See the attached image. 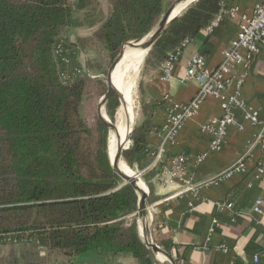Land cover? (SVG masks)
<instances>
[{"label": "trees", "instance_id": "1", "mask_svg": "<svg viewBox=\"0 0 264 264\" xmlns=\"http://www.w3.org/2000/svg\"><path fill=\"white\" fill-rule=\"evenodd\" d=\"M166 1L111 0L100 21L96 0H0V235L29 234L78 262L151 255L136 223L124 225L138 210V193L110 164L102 111L93 159L86 154L91 131L80 107L89 78L64 83L53 46L62 32L100 22L94 35L112 60L124 43L152 29ZM219 10L220 0H197L157 39L148 63L160 65ZM118 105L111 90L105 104L111 120ZM148 131L147 121L135 125L124 152V162L138 170L154 149L147 147Z\"/></svg>", "mask_w": 264, "mask_h": 264}, {"label": "crops", "instance_id": "2", "mask_svg": "<svg viewBox=\"0 0 264 264\" xmlns=\"http://www.w3.org/2000/svg\"><path fill=\"white\" fill-rule=\"evenodd\" d=\"M256 2L229 0L228 4L250 13ZM210 26L188 39L168 80L161 79L160 65H147L141 73V103L135 125L148 122L146 142L149 149L160 143L159 131L165 123L168 105L187 103L196 94V84L185 79L189 58L197 53L203 56L207 67H216L223 59L225 47L237 33L236 21L227 16ZM241 96L255 108L261 105L264 98L263 51L257 55L242 85ZM221 112L220 101L207 97L196 113L183 123L174 143L165 145L163 164L169 165L177 156L186 157L185 179L189 184L165 183L159 177L160 165L149 168V156L141 161L140 171L146 177L150 192L144 184L149 196L146 212L137 225L139 238L142 242L154 243L176 264H248L254 256L258 257V264H264V176L248 185L257 160L264 154V147L252 142L257 129L245 121L240 109H235V123L228 127L220 151L208 155L201 163L194 159L207 149L210 138L202 125ZM243 156L245 172L234 173L217 184L199 186ZM257 198H262L260 213L252 210ZM223 201L231 202L232 207L220 209L218 204ZM150 251L151 255L142 261L128 256L134 264H167L162 252ZM86 262L93 261L81 263Z\"/></svg>", "mask_w": 264, "mask_h": 264}, {"label": "built area", "instance_id": "3", "mask_svg": "<svg viewBox=\"0 0 264 264\" xmlns=\"http://www.w3.org/2000/svg\"><path fill=\"white\" fill-rule=\"evenodd\" d=\"M229 0H220V10L212 21L211 26L217 25L222 17L227 16L237 23V33L223 51V59L214 68L206 66L204 58L200 54H193L185 70V79L194 82L197 91L192 100L187 103H170L166 112L165 123L160 128V143L150 153L149 168L161 164L159 170L160 179L169 183L178 181L180 183H190L185 179L186 157L177 156L173 158L169 165H164L163 155L166 143H174L175 138L183 123L191 118L198 110L201 103L207 97H213L220 101L221 114L217 117L209 118L202 129L209 134L207 149L195 156V162L201 163L212 153L220 151L226 139L228 127L235 123L234 110L240 109L243 112L245 121L254 126L257 130L254 135L253 144L257 143L264 147V98L261 105L257 108L249 105L241 96V88L249 75L252 65L260 52H264V0H257L250 13L242 12L239 7L228 4ZM188 39L182 41L181 45L170 52L168 57L160 64L159 72L162 80H168L171 71L176 63L178 56L187 43ZM55 51L60 53L62 45L56 44ZM62 63H68V59L62 57ZM60 77L70 79L68 71L61 72ZM75 78V75H73ZM251 149V147L249 148ZM248 149V151H249ZM245 157L237 159L228 167L212 175L199 186L217 184L230 177L234 173L245 172ZM143 171L138 172L139 175ZM264 176V154L255 164L252 174V182L259 181ZM197 187L193 190L197 191ZM262 198H257L252 210L256 213L261 212ZM220 209L231 208L232 203L223 201L218 204ZM4 241L0 238V242ZM146 240L144 243H149ZM258 257L254 256L248 264H258Z\"/></svg>", "mask_w": 264, "mask_h": 264}, {"label": "rangeland", "instance_id": "4", "mask_svg": "<svg viewBox=\"0 0 264 264\" xmlns=\"http://www.w3.org/2000/svg\"><path fill=\"white\" fill-rule=\"evenodd\" d=\"M174 1L175 0L166 1L163 13L160 15V17L154 23L152 29L146 35H144L139 39L130 40L124 43L121 46V48L123 46H126V44L128 43L137 42L147 37L150 34V32H152L157 27L165 10ZM96 2H97L96 5L97 8L95 7L96 10L93 12V15L96 11H100L98 20L101 21L107 17L110 11L111 0H96ZM194 3H192L191 5H193ZM191 5H189L185 10H187ZM185 10H183L180 13V15ZM99 24L100 22H97V24L92 27H81V28L71 29L67 32H62L54 43V46L56 44L62 45V51L60 53L56 52L53 46V53L58 61L59 70L61 72L66 73V71H68L70 74L73 73V75H75V78L77 76H82V75L89 78L85 81L86 84L84 89V96L81 102L80 112L91 131V135L90 137H88V140L86 142L87 145L90 147L88 148L89 151L86 153L90 156V159H93L95 153L94 150L97 146L96 144V139L98 134L96 128V126L98 125L97 122L100 120V122L102 123V120L98 116V107L103 95L107 90L106 77H107L108 69L119 53L118 52L117 55L112 60H110L108 54L103 49L99 40L94 35ZM168 27L169 25L167 26V28ZM153 46L154 44L146 52L147 54L145 55L141 65L139 66V69L137 71L138 73H136V75H134L133 72H131L132 71L131 68L128 69L130 71H126L127 74L125 75L124 85H126L127 82L131 83L129 89L131 106L130 107L126 106L127 109L122 108V101H121L122 94L121 92H119L118 94L119 105L115 109L113 119L111 120L105 112L106 101L101 105L102 113L105 114V119L108 120L114 126L116 125V121L118 120L117 119L118 115L122 117L123 124L128 125L129 129H133V127L138 121L140 103H141L140 77L142 71L147 67V65L150 66L148 62H152L149 52ZM62 57L67 58L69 64L62 63ZM87 66L90 69L87 68ZM73 75H71L70 79H64V78L61 79L66 84L72 83L75 79L73 78ZM104 127L107 132V147H108V154L110 157L111 154H110L109 146L113 131L108 126V123L105 124ZM132 132L128 137L129 142L127 143V147H129L131 144L130 136ZM127 149L128 148L126 149L124 148L122 150L121 156L123 160H124V152ZM110 160H112L111 157ZM87 166L88 164H83L84 169H86ZM131 169L137 174L138 178L144 184H146L143 181L141 174L139 175L138 173L140 172V170H138L135 167V165L132 166ZM148 196L149 193L147 191V197ZM143 216L144 215L139 216L138 212L136 211L134 214L124 217L123 219L124 225L128 227L130 223L135 222L137 227L139 222L143 219L142 218ZM0 238L4 240L0 242V264H134L132 263L130 257L128 256L129 254H117L115 256L110 255L103 259H98L97 261L94 260L93 262H89V263L88 262L81 263L76 261V258L68 253L60 252L57 250H49L42 246H39L35 242L36 241L35 237L30 236L29 234H24L22 236L0 235Z\"/></svg>", "mask_w": 264, "mask_h": 264}, {"label": "bare ground", "instance_id": "5", "mask_svg": "<svg viewBox=\"0 0 264 264\" xmlns=\"http://www.w3.org/2000/svg\"><path fill=\"white\" fill-rule=\"evenodd\" d=\"M186 5H187V2L179 3L171 12L170 19L178 16L184 10V7ZM146 54L147 53L145 49H142L140 47L131 48L127 46V48L122 52V55L119 61L116 63V66L111 72L112 85L115 87L118 93L121 92L122 94V98H121L122 108H126V106L127 107L131 106L130 105L131 99H130V92H129L131 83L127 82V84L124 85L125 75L127 74L126 71H130L128 69L131 68L132 69L131 72H133V74L136 75V73H138L137 71L139 69V66L141 65ZM117 119L118 120L116 121V125L114 126L115 132H113V134L111 135V139H110L109 150L111 154L110 157L112 158L111 161H114L115 159V154L119 146V143H120V146H122V148L127 147L126 138H127L128 133L131 131L128 125L123 124L122 117H120V115H118ZM115 164H117L118 169L127 176L131 177L136 174L131 169V167H129L124 162V160L122 159V156L119 157L117 161L115 160ZM138 186L142 190L146 191V187L140 179L138 181Z\"/></svg>", "mask_w": 264, "mask_h": 264}, {"label": "water", "instance_id": "6", "mask_svg": "<svg viewBox=\"0 0 264 264\" xmlns=\"http://www.w3.org/2000/svg\"><path fill=\"white\" fill-rule=\"evenodd\" d=\"M195 1L197 0H175L164 12L159 24L157 25V27L152 31L150 32V34L141 39L140 41H137V42H133V43H128L126 44V46H129L131 48L133 47H140L142 49H145L146 52L151 48V46L155 43V41L159 38V36L165 31V29L167 28L168 25H170L178 16L176 17H173L172 19H170V14L171 12L173 11V9L179 4V3H186L187 2V5L184 7V10L189 6L191 5L192 3H194ZM125 46H123L118 55L116 56V58L114 59L113 63L111 64V66L109 67L108 69V73H107V77H106V82H107V90L105 92V94L103 95L102 99H101V102L99 104V107H98V116L99 118L104 121L102 119V114H101V111H102V108H101V105L102 103H104L109 94H110V91L112 89H114L117 93L118 91L115 89V87L112 85V81H111V72L112 70L114 69V67L116 66V63L119 61L121 55H122V50ZM119 94V93H118ZM108 122V126L112 129L113 132H115V127L113 124H111L108 120L106 121ZM133 131V129H131V131L128 133L127 135V138H126V143L129 142V135L130 133ZM128 148V147H126ZM125 148V149H126ZM124 148H122V146H120V143H119V146L117 148V151H116V154H115V159L114 161H111L110 160V157H109V161H110V164L112 165V167L114 168V170L116 171V173L119 175V177L127 182V183H130L132 185V187L135 189V191L138 193V215L139 216H142L145 214L146 212V198H147V191H144L142 190L139 186H138V181H139V178L137 176V174L133 175V176H127L125 174H123L119 169H118V166L117 164H115V160L117 161L119 159V157H121L122 155V150ZM147 188V187H146ZM147 248H150L153 252H162L164 254V256L166 257V263L167 264H176L175 261L173 259L170 258V256L163 252L158 246H156L154 243L152 242H149L146 244Z\"/></svg>", "mask_w": 264, "mask_h": 264}]
</instances>
